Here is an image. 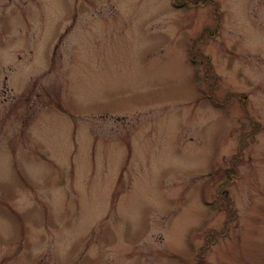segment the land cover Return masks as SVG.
<instances>
[{
	"label": "rangeland",
	"instance_id": "obj_1",
	"mask_svg": "<svg viewBox=\"0 0 264 264\" xmlns=\"http://www.w3.org/2000/svg\"><path fill=\"white\" fill-rule=\"evenodd\" d=\"M0 264H264V0H0Z\"/></svg>",
	"mask_w": 264,
	"mask_h": 264
}]
</instances>
